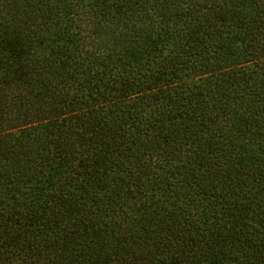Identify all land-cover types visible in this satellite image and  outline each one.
Here are the masks:
<instances>
[{
  "label": "trees",
  "instance_id": "1",
  "mask_svg": "<svg viewBox=\"0 0 264 264\" xmlns=\"http://www.w3.org/2000/svg\"><path fill=\"white\" fill-rule=\"evenodd\" d=\"M0 264H264V0H0Z\"/></svg>",
  "mask_w": 264,
  "mask_h": 264
}]
</instances>
